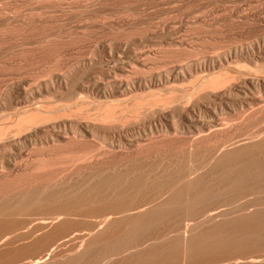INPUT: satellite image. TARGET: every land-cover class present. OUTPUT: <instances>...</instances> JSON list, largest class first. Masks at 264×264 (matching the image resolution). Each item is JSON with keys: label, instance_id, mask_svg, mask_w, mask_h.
<instances>
[{"label": "bare ground", "instance_id": "6f19581e", "mask_svg": "<svg viewBox=\"0 0 264 264\" xmlns=\"http://www.w3.org/2000/svg\"><path fill=\"white\" fill-rule=\"evenodd\" d=\"M94 1L97 8L115 0ZM5 13L3 22L12 17ZM47 17L22 20L40 30L35 35L23 25L16 30L28 32L24 39L38 56H55L54 42L75 40L48 33L55 19ZM168 23L105 36L90 51L94 58L87 52L75 63L55 56L35 69L28 61L26 69L20 61L33 47L16 57L20 67L6 61L12 66L0 74V264H264V35L206 50L200 41L207 38L184 39ZM11 24L3 25L11 32ZM14 32L1 34L0 44L6 47ZM136 32L152 42L147 49L134 46ZM176 49L185 59H162ZM182 120L200 123L192 124L193 135L189 123L187 138L186 128L178 130L187 127Z\"/></svg>", "mask_w": 264, "mask_h": 264}, {"label": "rangeland", "instance_id": "374dc122", "mask_svg": "<svg viewBox=\"0 0 264 264\" xmlns=\"http://www.w3.org/2000/svg\"><path fill=\"white\" fill-rule=\"evenodd\" d=\"M20 1V2H19ZM34 1H36L35 3H34ZM49 1L50 0H46V2H45V0L43 1H39V0H0V2H2L0 5H1V10H2V15L5 13L6 14V17H8V16H12L11 18H13L14 20H12L11 18H9L8 19V21L7 22H3V20L5 21L6 19L4 18L5 17V15H3V17H2V15L0 16V17H2V23L4 24H7V26H9L10 24H11V21H10V19L13 21V24H11V28H13V30H11V32H12V35H13V32H14V29H15V32H14V34H16L17 33V35L19 34V33H21L22 34V32H17V31H20L19 30V28L21 27V25H23L24 24V21H22V20H31V19H28L27 17H29V18H33L34 20L36 19V18H44V15H45V17L46 18H48L47 16H49L50 18H52V19H55L56 20V18H58L57 20L58 21H60V22H55V20H54V23H53V20L51 21V22H48V23H51L50 25H48V23L46 24V29L49 31H51V32H48L46 29L44 30L45 32H48V33H53L54 35H55V32H56V36H57V38L58 37H60L61 38V36H68V34H69V37H70V35L72 36L71 38L72 39H75V40H72L71 42L72 43H70L69 42V44H67L66 42L64 43V42H62V44H61V41H56V42H54L55 43V45H58L57 47L59 48V50L61 51V53H60V51H57V49L58 48H56L54 45V47H55V49L54 50H56V53H57V55H56V53H55V56L57 57V58H55V56H52V55H54V52L55 51H52V53L51 52H47V53H45L46 54V56H45V54L44 53H41V55L42 56H38L37 54V51H36V49L34 48V46H35V44L32 42V41H34L33 40V38L32 39H28V40H31V42H32V46H31V44H29L28 46H27V43L29 42V41H26L25 39H24V37L25 36H27L28 35V28L27 27H25L24 25H26V26H28L27 24H24L23 26H24V28H26V29H28L27 31L26 30H24L23 29V33H24V31H25V33H26V35L25 36H21L20 34V36L18 35V36H16V35H14V36H16V37H14V38H17V37H19L20 39H23V40H21L20 41V43H21V46H23V44H25L26 42V44L21 48V46H20V43H19V41H15V40H18V39H14L13 38V40H14V42H13V40L12 41H9V40H11L12 38H11V36L8 38H6V39H9V40H7V44H9L10 46H11V48H12V46H13V48L11 49L10 47H9V45H7L6 44V47H4L5 45H3V43L2 44H0L1 46H0V51H1V53H0V67H2L3 68V70H5V71H3V70H1V68H0V70L2 71H0V74H1V77H3V75H4V73L6 72V68L8 67V66H12L13 65V67H20V65H22V66H25L26 64L27 65H31L32 63H34L35 64V66L34 65H32V67H33V69H35L34 67H39L38 66V64H36V63H39V64H41V63H45L46 65L47 64H49L50 62H51V60H52V58H55V59H57L58 60V58H59V60L60 59H62V61H63V63L62 64H66V63H68V60H69V63L68 64H70L71 62H73V63H75V62H77V60L79 59L78 57H86L87 56V52H89V54H90V56L89 57H91V58H94L93 57V55L91 56V54L92 53H90V51H92V50H95L96 49V46H97V42H99V40L101 39H104V37L106 36V37H111V36H115L117 33L119 34V35H125V36H128L130 33L129 32H131V34L133 33L134 34V32L135 31H139L138 29H140L141 27H146L145 29H147V27H151V26H155L156 24V26H162V24H165V22H166V24H167V22H170V23H168V24H175L174 26H178V28L181 30V31H179L180 33H182L181 34V37H183L184 35V39L186 38V39H197L198 37H199V39L201 38H207L206 40H208V41H205V40H203L202 42L200 41V44L202 45V48L203 49H206V50H211V49H213V48H217V45H218V47H221V46H224L225 44H228L229 42H231V44H236V43H241L242 41L243 42H249V40L250 41H252V40H254L255 38H257V37H259L260 36V34H262V35H264V0H203V2H202V0H120V1H107L108 2V4H107V2H104L105 4H107V5H105L104 3L102 4V3H98V5H97V8H96V4H94V3H96L95 1L93 2V0H88V1H90V2H88L87 0H81V2H80V0H76L75 2H74V0H71V4H69L70 2V0L68 1V0H51L50 1V3H49ZM53 1H54V3H53ZM56 1H57V3H56ZM62 1V2H61ZM74 2V4H73V2ZM77 1H79V3H80V5H84V6H82L83 8H85L86 6H87V4H88V8L86 7L85 9H84V11H83V8H81V6H80V8H79V3H77V5H76V2ZM87 1V2H86ZM92 1V2H91ZM127 3H126V2ZM139 1H140V3H139ZM147 1H149V4H148V2ZM15 2V3H14ZM19 2V3H18ZM84 2V3H83ZM85 2H86V4H85ZM113 3V5L112 4H110V3ZM147 2V3H146ZM201 2V3H200ZM17 3V4H16ZM42 3V4H41ZM44 3V4H43ZM53 3V4H52ZM61 3V4H60ZM90 3V4H89ZM93 3V5H91ZM126 3V4H125ZM226 3V4H225ZM4 4H6V5H4ZM31 4V5H30ZM33 4V5H32ZM34 4H36V5H38V6H40L41 8L43 7H46L45 6V4H48L47 6H49V9L46 7V9L44 10V9H41V8H39L38 6H36V5H34ZM41 4V5H40ZM52 4V5H51ZM68 4L69 5H71V6H73L74 8H68ZM73 4V5H72ZM101 4L103 5V6H101ZM140 4V5H139ZM145 4V5H144ZM200 4V5H199ZM3 5V6H2ZM11 5H14V6H11ZM17 5H18V7H17ZM76 7H78V8H75V6ZM86 5V6H85ZM91 5V6H90ZM99 5H100V7H99ZM143 5V6H142ZM196 5V6H195ZM4 6H5V8H4ZM26 6V7H25ZM28 6V7H27ZM56 6V7H55ZM62 6H64V7H62ZM66 6V7H65ZM70 6V7H71ZM95 6V7H94ZM112 6V7H111ZM114 6V7H113ZM124 6V7H123ZM3 7V8H2ZM9 7H11V9H7V8H9ZM34 7L36 8V9H34ZM38 7V8H37ZM52 7V8H51ZM90 7H92V8H90ZM94 7V8H93ZM98 7H99V9H98ZM105 7H106V9H105ZM119 9H118V8ZM226 9H225V8ZM14 8V9H13ZM18 8V9H17ZM30 8V9H29ZM63 9V11L64 12H66V13H64L63 11H62V9ZM89 8L92 10H89ZM202 8V9H201ZM21 9V10H20ZM26 9V10H25ZM33 11H32V10ZM82 9V10H81ZM96 9H98V10H96ZM102 9V10H101ZM117 9V10H116ZM198 9V10H197ZM4 10V11H3ZM7 10V11H6ZM9 10L11 11V13H10V15H8V12H9ZM19 11V12H17V11ZM35 10V11H34ZM39 10L41 11V12H39ZM46 13V14H44V12ZM50 10V11H49ZM66 10V11H65ZM75 11V12H73V11ZM89 10V11H88ZM95 10V11H94ZM113 10V11H112ZM226 10V11H225ZM229 10V11H228ZM24 13V11H25V15H23V16H21L23 13ZM27 11V12H26ZM36 11H38V12H36ZM94 11V12H93ZM123 11V12H122ZM131 11V12H130ZM223 11V12H222ZM4 12V13H3ZM12 12H13V14H12ZM15 12V13H14ZM16 12H17V14H16ZM20 12H21V15H20ZM60 12V13H59ZM68 12H69V14H68ZM81 12V13H80ZM88 12V13H87ZM91 14H90V13ZM105 12V13H104ZM30 15V14H32V15H28V14ZM40 13V14H39ZM49 13V14H48ZM55 13V14H54ZM70 13H71V15H70ZM73 13V14H72ZM76 13V14H75ZM80 14V15H77V14ZM98 13V14H97ZM127 13V14H126ZM130 13V14H129ZM191 13V14H190ZM195 13V14H194ZM224 13V14H223ZM37 16H36V15ZM39 14V15H38ZM48 14V15H47ZM65 14V15H64ZM95 14V15H94ZM97 14V15H96ZM104 14V15H103ZM115 14V15H114ZM132 14V15H131ZM190 14V15H189ZM227 14V15H226ZM244 14V15H243ZM8 15V16H7ZM16 15V16H15ZM41 15V16H40ZM52 15V16H51ZM61 15H63V16H61ZM67 15V16H66ZM77 15V16H76ZM87 15V16H86ZM89 15V16H88ZM101 15V16H100ZM128 15H130V16H128ZM196 17H195V16ZM21 16V17H20ZM32 16H35V17H32ZM54 16V17H53ZM72 18V20H70L69 18L70 17ZM73 16H74V18H73ZM94 16H97V17H94ZM185 16V17H184ZM246 16V17H245ZM254 16V17H253ZM15 17V18H14ZM18 17H20V18H18ZM61 17V18H60ZM87 17L89 18V19H87ZM126 17V18H125ZM203 17V18H202ZM206 17V18H205ZM242 17V18H241ZM22 18V19H21ZM67 18V19H66ZM76 18V19H75ZM93 18V19H92ZM96 18H98L99 20H101V21H99L98 19H96ZM107 18V19H106ZM146 18H148V20L146 19ZM154 18V19H153ZM191 18V19H194V18H199V19H202V20H204V23L202 24V25H200V24H197V25H194V26H191L190 28H185V26L183 25V24H185L186 25V21L187 20H189V19ZM1 19V18H0ZM32 19V20H33ZM61 19V20H60ZM87 19V20H86ZM94 19H96V20H94ZM111 19V20H110ZM129 19V20H128ZM130 19H133V22H132V20H130ZM230 19V20H229ZM234 19V20H233ZM241 21H243V22H241ZM247 19V20H246ZM15 20H17V21H15ZM51 20V19H50ZM65 20V21H64ZM68 20V21H67ZM69 20H70V22H69ZM80 20V21H79ZM90 20V22H88ZM106 20V21H105ZM128 20V21H127ZM138 20V21H137ZM165 20V21H164ZM219 20V21H218ZM15 21V22H14ZM19 21H22V22H19ZM109 23H108V22ZM135 21V22H134ZM142 21H143V23H142ZM145 21H149V22H145ZM160 21V22H159ZM164 21V22H163ZM232 21V22H231ZM235 21V22H234ZM248 21V22H247ZM1 22H0V25H1V27H2V25L3 24H1ZM10 22V23H9ZM63 22V23H62ZM65 22H66V24H68V25H66L65 24ZM74 22V23H73ZM206 22H207V24H206ZM210 22V24H208ZM224 22V23H223ZM255 22H256V24H255ZM9 23V24H8ZM23 23V24H22ZM26 23V22H25ZM69 23H70V25H69ZM82 25H81V24ZM85 23V24H84ZM89 23V24H88ZM107 23V24H106ZM125 25H124V24ZM131 25H130V24ZM138 23V24H137ZM139 23H142V24H139ZM145 23V24H144ZM153 23V24H152ZM219 23V24H218ZM238 23V25H236ZM261 23V24H260ZM17 24V25H16ZM20 24V25H19ZM55 24V25H54ZM56 24H58V25H56ZM88 24V25H87ZM100 24H102V25H100ZM106 24V25H105ZM121 24V25H120ZM129 24V25H128ZM132 24H136V27L134 26V25H132ZM159 24V25H158ZM214 24V25H213ZM217 24V25H216ZM221 24V25H220ZM227 24V25H226ZM15 25H16V27H15ZM60 25H61V27H60ZM93 25V26H92ZM95 25V26H94ZM97 25V26H96ZM118 25V26H117ZM139 25H142V26H139ZM180 25V26H179ZM199 25V26H198ZM229 25V26H228ZM4 26V25H3ZM19 26V27H18ZM22 26V27H23ZM53 26V27H52ZM67 26V27H66ZM68 26H70V27H68ZM115 26V27H114ZM130 26H132L131 28H129L128 29V27ZM134 26V27H133ZM139 28H138V27ZM159 26V27H160ZM183 26V27H182ZM209 26V27H208ZM218 26H220V27H218ZM244 26V27H243ZM0 27V28H1ZM5 27V26H4ZM15 27V28H14ZM21 27V28H22ZM29 28L31 27V26H28ZM193 27V28H192ZM202 27V28H201ZM219 28V29H217V28ZM6 28V30H4V31H6L7 33L9 32V33H11L10 32V27H8L9 28V31H8V29H7V27H5ZM4 28V29H5ZM18 28V29H17ZM20 28V29H21ZM50 28V29H49ZM64 28V29H63ZM69 28V29H68ZM99 28V29H98ZM115 28V29H114ZM117 28V29H116ZM182 28V29H181ZM191 28H192V30H191ZM207 28H208V30H207ZM254 28V29H253ZM2 29H3V27H2ZM2 29H1V34H2ZM38 29V28H37ZM37 29H34L35 31H30L29 30V36H31V34H33V35H35V32L37 33V32H40V30H37ZM60 29V31H58ZM103 29V30H102ZM112 31H111V30ZM127 29V30H126ZM17 30V31H16ZM65 30H67V31H65ZM71 30V31H70ZM109 30V31H108ZM116 30H117V32H116ZM120 30V31H119ZM123 30H125V31H123ZM143 29L141 28V33L143 32L142 31ZM186 30V31H185ZM190 30V31H189ZM204 30H205V32H204ZM212 30H214V31H212ZM215 30H216V32H215ZM43 31V32H44ZM63 31H65V32H63ZM68 31H70L69 33H67ZM125 33H123V32ZM127 31H128V35H127ZM134 31V32H133ZM202 31H203V33H204V37H203V33H202ZM229 31V32H228ZM235 31V32H234ZM6 32H4L3 34H4V36L6 37L7 35H5V33ZM31 32V33H30ZM44 32V33H45ZM63 32V33H62ZM73 34H72V33ZM111 32V33H110ZM115 34H114V33ZM122 32V33H121ZM178 32V36H180V33ZM221 34H220V33ZM24 33V34H25ZM47 33V34H48ZM106 33V34H105ZM113 33V34H112ZM140 32H136L135 33V35H134V37L137 35V37H133L134 38V41H135V39H136V41L134 42V41H132L133 40V38L130 40V41H128L129 43L131 42H134L135 43V47H138V48H141V47H143L144 49L148 46L147 44H150V43H152V42H150V41H145L142 37H140V35H142L141 33H140V35H138ZM200 33V34H199ZM207 33H208V36H207ZM216 33V34H215ZM253 33V34H252ZM0 34V37L3 35H1ZM50 34H48V35H50ZM58 34V35H57ZM59 34L61 35V36H59ZM65 34V35H64ZM77 34V35H76ZM93 34V35H92ZM188 34H190L189 35V37L191 36V37H193V38H188ZM192 34H194V35H192ZM198 36H196V35ZM213 36H212V35ZM224 34H225V36H224ZM52 35V34H51ZM86 36V37H84V36ZM97 35H99V36H97ZM183 35V36H182ZM200 35V36H199ZM214 35H216V36H214ZM217 35H218V37H217ZM261 35V36H262ZM29 36H27V37H29ZM53 36V35H52ZM82 36V37H81ZM100 36H101V38H100ZM139 36V37H138ZM207 36V37H206ZM220 36V37H219ZM230 36V37H229ZM233 36V37H232ZM3 37V36H2ZM74 37V38H73ZM81 37V38H80ZM91 37V38H90ZM103 37V38H102ZM196 37V38H195ZM211 37V38H210ZM235 37V38H234ZM239 37V38H238ZM241 37V38H240ZM250 37V38H249ZM253 37H255L254 39H253ZM11 38V39H10ZM77 38V39H76ZM88 41H86L85 39ZM88 38H90V39H88ZM93 38V39H92ZM142 38V40L140 41V39ZM214 38V39H213ZM226 38V39H225ZM228 38V39H227ZM19 39V40H20ZM139 39V40H138ZM210 39V40H209ZM211 39H213V40H211ZM215 39H217L216 41H215ZM240 39V40H239ZM245 39V40H244ZM93 40H94V42H93ZM138 40V41H137ZM220 40V41H219ZM223 40V41H222ZM227 40V41H226ZM231 40V41H230ZM24 41H25V43H24ZM77 42V43H75V42ZM81 41V42H80ZM229 41V42H228ZM23 42V43H22ZM57 42H60V43H58L57 44ZM145 42V43H144ZM149 42V43H148ZM204 42V43H203ZM206 42H207V44H209V43H211V44H209L208 46H207V44H206ZM217 42V43H216ZM222 42V43H221ZM235 42V43H234ZM11 43V44H10ZM19 43V44H18ZM53 43V44H54ZM74 43V44H73ZM81 43V44H80ZM84 43H85V45H84ZM87 43V44H86ZM5 44V43H4ZM13 44V45H12ZM67 44V45H66ZM70 44H73V46H71ZM80 44V45H79ZM144 44H145V46H144ZM216 44V45H215ZM230 44V43H229ZM2 45H3V47L5 48V49H7V50H4L3 48H2ZM18 45V46H17ZM34 45V46H33ZM59 45H61V48H60V46ZM66 46V47H64V46ZM75 45V46H74ZM88 45V46H87ZM138 45V46H137ZM212 45V46H211ZM8 46V47H7ZM20 46V47H19ZM30 46V47H29ZM78 46V47H77ZM214 46V47H213ZM17 47H19V50L18 49H16ZM31 47H33V48H31ZM132 47V46H131ZM149 47V46H148ZM208 47V48H207ZM1 48H2V50H1ZM10 48V49H9ZM15 48V49H14ZM26 48H31V51H36V52H34V54H36V55H34L33 54V52H28V51H30L29 49H28V51L26 50V51H24V49ZM36 48H37V46H36ZM64 48V49H63ZM137 48V49H138ZM142 48V50L141 49H138V50H140V51H144V49ZM20 49H21V51H20ZM23 49V50H22ZM91 49V50H90ZM147 49V48H146ZM5 51V52H2V51ZM11 52H10V51ZM76 50V51H75ZM84 50V51H83ZM24 51V52H23ZM69 51V52H68ZM176 52V53H174V52ZM173 51H168V52H166V53H164V55H165V57H163L162 56V59H164V60H168V58H169V60L170 59H180L181 58V54H183V56H182V58L183 59H185V57L187 56L186 55V53L183 51V50H178V49H176V50H173ZM180 51V52H179ZM7 52H8V54H7ZM16 52V53H15ZM23 52V53H22ZM25 52H28L27 54H28V56H26L27 54L25 53ZM71 52V53H70ZM78 52V53H77ZM85 54H84V53ZM178 52H179V55H178ZM20 53V54H19ZM21 53L22 54H26L25 56H24V58H26V60L27 61H25V62H27V63H25L24 62V59H23V56L21 55ZM49 53H51V54H49ZM75 53V54H74ZM80 53H81V55H80ZM83 53V54H82ZM168 53V54H167ZM7 54V55H6ZM17 54V55H16ZM18 54L19 55H21L22 56V58L21 59H23V60H21L20 61V63H25L24 65L23 64H20L19 65V61H17V60H19L20 58H19V56H18ZM30 54V55H29ZM60 56H59V55ZM78 54V55H77ZM173 54H176V56H170V55H173ZM40 55V54H39ZM50 57H49V56ZM72 55V56H71ZM84 55V56H83ZM163 55V54H162ZM166 55H168V56H166ZM179 57H178V56ZM184 55H185V57H184ZM3 56V57H2ZM5 56V57H4ZM12 56V57H11ZM32 56H34V57H32ZM36 56V57H35ZM78 56V57H77ZM16 57H18V58H16ZM29 57L32 59H29ZM38 57V58H37ZM41 59H40V58ZM44 57H46V58H44ZM49 57V58H48ZM73 57V58H72ZM77 57V58H76ZM85 57L83 58V59H85ZM4 58H5V60H4ZM7 58V59H6ZM9 58V59H8ZM14 58H16V60L14 59ZM34 58H36V60H38V59H40V60H38L39 62H36V60L34 59ZM76 58V59H75ZM181 58V59H182ZM47 59H49V60H47ZM55 59H53V60H55ZM72 59V60H71ZM3 60V61H2ZM10 60H14L15 62H11ZM33 60H35L34 62H32ZM52 60V62L54 63V61ZM58 60V62H60ZM92 60H94V59H92ZM9 62V63H12V65L10 64H8L7 62ZM23 61V62H22ZM28 61H30L31 62V64H28L29 62ZM46 61V62H45ZM50 61V62H49ZM66 61V63H64ZM75 61V62H74ZM80 61V60H79ZM95 61V60H94ZM49 62V63H48ZM16 65H15V64ZM72 63V64H73ZM4 65V66H2V65ZM7 64H8V66H7ZM44 64V65H45ZM25 66L24 68H26V67H28V66ZM10 67H9V69H10ZM12 67V68H13ZM30 67V66H29ZM98 68H99V66H98ZM97 68V66H96V68H93V70H94V72H96V74H98L97 73V71L99 70ZM7 70V71H9L10 72V70H12V69H10V70ZM15 69V68H14ZM20 69V68H19ZM26 69H29V68H26ZM98 69V70H97ZM16 70V69H15ZM14 70V71H15ZM20 70H22V68L20 69ZM20 70H16L17 72L19 71V73H20ZM92 70V71H93ZM97 70V71H96ZM13 70H12V72H14ZM15 71V72H16ZM23 71H25V70H23ZM22 71V72H23ZM4 72V73H3ZM2 73H3V75H2ZM6 74V73H5ZM1 77H0V79H1ZM3 79V78H2ZM4 80V79H3ZM3 80L1 81V85H0V90H1V87H2V85H3ZM183 82V81H182ZM181 81L179 82V83H182ZM186 83L187 82H184V84L186 85ZM183 84V83H182ZM239 114V113H238ZM235 115V114H234ZM234 115H230L231 116V119L232 120H234L233 119V116ZM230 116H227L228 118L230 117ZM236 116L237 115H235V118H236ZM226 117V118H227ZM230 119V118H229ZM236 120V119H235ZM184 123V125L185 124H187V127H186V125L185 126H183V123ZM182 122L180 123V126H181V124H182V126L183 127H178L179 129L178 130H183V128H186V129H188V130H184V131H187L186 133H188L187 135H185V133L184 134H182L183 135V137H184V135L186 136V138L188 137V135H189V132L191 131L190 130V128L192 129V131L190 132L191 133V135H193L192 134V132H194V129H196L195 127L196 126H198L200 123L198 122V120H197V122L196 121H194V122H188L187 120H182ZM177 123H179L178 121H177ZM191 125H190V124ZM193 123H195V125L193 124ZM199 123V124H198ZM195 126H193V125ZM197 124V125H196ZM189 125H190V128H189ZM254 125H256V124H254ZM194 128H192V127ZM257 126H259L258 124H257ZM168 128H169V126H168ZM167 128V129H168ZM255 128V127H254ZM171 129V130H170ZM252 129H253V127H252ZM257 129V128H256ZM169 130H170V132L172 131V133H171V136L173 137V132H175V131H173L172 130V127H170L169 128ZM190 130V131H189ZM255 130V129H254ZM189 131V132H188ZM197 130H195V132H196ZM179 132H181L182 133V131H179ZM176 133V132H175ZM181 133L179 134V133H177L178 135H181ZM177 134H175L176 135V137L178 136ZM175 135H174V137H175ZM181 135V136H182ZM170 136V137H171ZM181 136H178V138H177V140L179 139V137H181ZM190 136V135H189ZM176 137H175V139H176ZM181 138V139H184V138ZM92 139V138H91ZM94 140H92V144L94 143V146H91L90 145V149H91V151H93L94 150V152H95V149L97 148V146H95L96 144H95V142L97 141V139H96V141H95V138H93ZM181 139H179V140H181ZM91 141V140H90ZM89 141V142H90ZM94 141V142H93ZM97 143V142H96ZM91 144V143H90ZM96 147V148H95ZM94 152H92V153H94Z\"/></svg>", "mask_w": 264, "mask_h": 264}]
</instances>
